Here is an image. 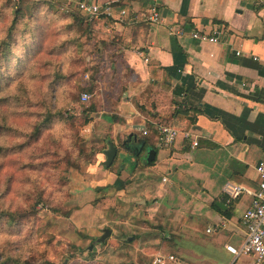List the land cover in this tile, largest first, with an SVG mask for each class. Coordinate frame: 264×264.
Masks as SVG:
<instances>
[{
	"label": "crops",
	"instance_id": "crops-1",
	"mask_svg": "<svg viewBox=\"0 0 264 264\" xmlns=\"http://www.w3.org/2000/svg\"><path fill=\"white\" fill-rule=\"evenodd\" d=\"M86 1L112 6V15L97 17L95 28L113 55L107 69L121 70L126 90L120 99L105 90L102 102L111 110L101 109L88 125L86 139L107 148L73 176L72 218L81 224L84 215L101 213L93 206L100 196H123L151 225L138 227V239L130 220L122 222V232L108 228L106 245L120 244L131 264H155L158 257L164 264H257L252 256L235 258L227 247L239 248L247 237L245 214L264 160V0ZM153 6L162 15L157 24L142 18ZM180 30L183 35L176 34ZM214 31L218 44L191 36ZM181 88L184 93L175 95ZM174 104L199 109L196 123L175 113ZM162 124L180 133L172 147L159 140ZM110 143L119 174L105 167ZM229 187L250 193L230 199ZM84 223L81 228L95 231Z\"/></svg>",
	"mask_w": 264,
	"mask_h": 264
},
{
	"label": "rangeland",
	"instance_id": "rangeland-1",
	"mask_svg": "<svg viewBox=\"0 0 264 264\" xmlns=\"http://www.w3.org/2000/svg\"><path fill=\"white\" fill-rule=\"evenodd\" d=\"M64 3L67 2L0 0V37L9 31L16 18L15 11L19 12L18 23L13 30L15 58L24 61L29 51L36 54L43 41L39 59L25 63L26 69L33 67V70L15 71V67L8 66L6 60L1 58L3 74L0 76V85L7 84V89L0 90V118L7 117L12 129L22 133L18 136H3L8 139L10 146L28 141L25 135L30 133L40 118H44L45 108L41 103L48 104L54 112L61 111L65 118H80L83 109L96 99L100 101V111L109 112L110 105L102 102L105 90L108 97L110 91L115 96L124 84L119 72L121 70L112 72L106 67V61L113 57L108 46L104 45L107 41L103 40L96 28L91 38L81 29L72 28L69 15L82 13L74 4L68 6L69 12L65 11ZM84 93L91 95L87 103L82 102ZM12 97L17 98L15 101L19 107L13 106L10 113ZM38 114L43 116L38 117ZM81 123L82 118L75 125L55 119L44 128L40 141L31 143L27 154L7 159L0 153V212L26 207L32 189L41 190V187H45V192H50L55 189L59 178L68 180V195L59 188L53 197L65 201L62 202L65 210H73L67 217L55 214L41 204L37 207L36 217L13 227L6 226L4 219L0 218V262L19 258L28 264H64L65 261L67 264H131L129 257L121 251L120 244L106 245L105 242L103 246H106L102 247L95 243L96 239L89 242L88 239L95 231L101 232L109 227L122 232L125 229L122 222L126 220H130L131 231L135 232L137 238L142 223L147 229L151 227L139 205L126 202L123 196H100L93 206L101 213L84 215L80 224V220L72 218L77 211L71 202L72 181L73 176L87 166L75 168L67 164L59 165L57 177L45 174V168L41 165L33 170L23 168V156L26 162L33 164L54 163L64 156L68 157V154L75 160L78 150L91 154L93 148L106 149V145L86 139L89 126L81 127ZM54 144L58 145L57 148ZM53 168L49 165L48 170L53 171ZM63 182H58V185L62 186ZM127 208L129 212H126ZM102 212L108 214L102 215ZM83 223L91 224L95 231L81 228ZM95 250L97 253L93 255Z\"/></svg>",
	"mask_w": 264,
	"mask_h": 264
},
{
	"label": "trees",
	"instance_id": "trees-1",
	"mask_svg": "<svg viewBox=\"0 0 264 264\" xmlns=\"http://www.w3.org/2000/svg\"><path fill=\"white\" fill-rule=\"evenodd\" d=\"M111 5V4H109ZM18 15L19 12L16 10L15 11V16L16 18L13 20L12 25L9 29V31L5 34V36L0 37V62H1V58L5 59L6 62L8 63V66L11 67H15V71H24L26 69L25 67V63H27L29 60H33L36 61L39 59V51L41 49L42 43L43 41L40 43V48L37 50L36 54L32 53L31 51H29L27 53V55H25L24 61H20L18 58L14 57L13 54V44H14V33L13 30L16 26V24L18 23ZM70 19H71V27L75 28L77 30L81 29L82 32H84V34H87L90 38L93 36L94 33V29L97 25V20L98 19H94L93 21L89 22L87 20V18L83 17L81 14H70L69 15ZM87 24V25H85ZM104 45H106V43H104ZM41 52V51H40ZM12 57V59H10ZM2 67L3 65H0V76H2L3 71H2ZM22 68V69H21ZM28 69H32L33 67H28L26 69V71ZM23 74V73H22ZM37 77V75H36ZM7 84L0 85V90H6ZM6 87V88H5ZM125 84L122 85V89L120 88L119 92L117 94H115V96H113L115 99H120L122 97V95L125 93ZM184 93L183 88L181 89H177L175 90L174 94L175 95H181ZM99 98V97H98ZM17 98L12 97L11 101H10V106H9V112L11 110V108L15 105L18 106V104L16 103ZM99 99L94 100V102H92L90 104V106H88L87 108L85 107L81 113L80 118H74V117H67L65 118L64 115L62 114L61 111L58 112H54L51 107L48 104H43L41 103V106H44L45 108V115L44 118H40L39 122L37 124H35L32 127V130L30 131V133L26 134V138L28 139V141L18 144V146L14 145V146H10L8 143V139L6 137L3 136H12V135H22L21 132L19 131H14L11 126V124L8 122V118L7 117H3L0 118V136L2 137L0 140V153L3 156H7V159H11L14 155L19 156V155H23L24 153L27 154V150L29 149V147L31 146L32 142H39L41 139V135H42V131L44 130V128H46L48 125H50L52 122H54L55 119H59L61 121H65V123H69L72 125H75L77 123V121H79L82 118V123H81V127H86L88 125H90V123H92L95 114H97L98 112H100V107H99ZM176 110L175 113H179L182 114L184 117H186L190 122L192 123H196L197 121V115L200 113L199 109H184L181 105H176ZM19 107V106H18ZM178 107V108H177ZM143 111H145L144 108H142ZM11 113V112H10ZM149 116L153 117L152 112L148 113ZM30 115V114H29ZM43 114H38V117H42ZM27 120V118H26ZM79 140H82L79 138ZM53 146H55L57 148V144H54ZM123 149H125L123 147ZM66 151H68L67 149H65ZM105 149L103 148H93L91 154H86L84 151L82 150H78V155L77 157L74 159H72L70 157V155L68 154V157L62 158L61 160H57L54 163H42V164H33V163H29L26 162L24 160V156H23V168L25 169H29V170H33L35 168H40L39 165H41V167H44V171L45 174L48 175H54L55 177H57V174H59L60 172V167L59 165L62 164H67V165H71L72 167L75 168H80L82 166H90L92 164H95L98 161V155L100 153H102ZM132 153H134L133 151H130ZM46 153V152H45ZM49 154V153H48ZM133 155H135L137 158H139V156L141 154L138 153H134ZM155 160H152L150 163H148V166H152L154 164ZM116 163H117V159L114 161V163L112 164L111 167L108 168L109 171L112 172H116L117 174H119V171L117 172L116 170H114V168L116 167ZM49 165H52L53 171L48 170ZM64 180V182H63ZM62 181L63 184L62 186L58 185V182ZM68 180L63 178L60 180V178L58 179L57 183L54 185L55 189H53L52 191H48L45 192L46 188L45 187H41V190H38L35 188L32 189V193L28 196L27 200H26V207L24 208H19V209H15V210H11L8 209L6 211H2L0 212V218L4 219V224L6 226L9 227H13V226H17L27 220H30L34 217L37 216L38 214V210L37 207L39 205H43L44 207L48 208L50 211H52L55 214H62L65 216H70L73 212L72 209L70 210H65L64 207L62 206V202L64 201H58L56 200L55 197L57 194V191L59 188L62 189V191L68 195V188H66ZM130 183L129 180H127L125 182V187ZM35 184V183H34ZM65 202V201H64ZM228 215V213H226ZM0 264H28L25 262H22L19 258H9L8 260L4 261V262H0Z\"/></svg>",
	"mask_w": 264,
	"mask_h": 264
},
{
	"label": "built area",
	"instance_id": "built-area-1",
	"mask_svg": "<svg viewBox=\"0 0 264 264\" xmlns=\"http://www.w3.org/2000/svg\"><path fill=\"white\" fill-rule=\"evenodd\" d=\"M67 3L63 4L65 11L69 12V5L74 4L78 11L88 18L89 21L100 16H111L112 6L101 5L98 2L89 3L86 0H64ZM121 16H127V11L122 10ZM144 22L157 24L162 21V15L158 7H150L142 16ZM173 34V33H172ZM177 35H183L184 31L176 32ZM192 38L208 44L220 43V32L214 31L212 34L193 32ZM91 99V95L84 93L82 95V102L87 103ZM159 140L161 144L166 147H172L179 136V132L174 127L168 124H162L158 127ZM190 137V134H186ZM198 141L195 139L193 147H197ZM257 173L260 179L259 189L252 193L253 199L250 207L245 214V225L247 227V237L243 244L239 247L228 246L227 250L235 257L252 256L257 264H264V160L257 166ZM230 199L238 198L242 193H250L243 187H229L227 190ZM170 261H174L173 256L169 257ZM165 260L158 257L155 264H164Z\"/></svg>",
	"mask_w": 264,
	"mask_h": 264
},
{
	"label": "water",
	"instance_id": "water-1",
	"mask_svg": "<svg viewBox=\"0 0 264 264\" xmlns=\"http://www.w3.org/2000/svg\"><path fill=\"white\" fill-rule=\"evenodd\" d=\"M105 156H106V162H105V167L109 168L112 166V164L114 163V160L117 156V148L114 146V144L110 143V147L108 150H106L104 152ZM155 157V153H152V160H154ZM111 235V231L109 229H106L104 231V234L98 238L95 243L97 244H104L106 242V240L110 237ZM67 264V261L64 263Z\"/></svg>",
	"mask_w": 264,
	"mask_h": 264
}]
</instances>
